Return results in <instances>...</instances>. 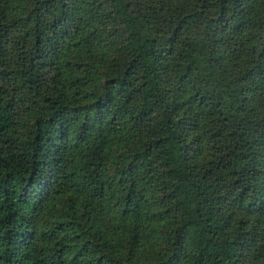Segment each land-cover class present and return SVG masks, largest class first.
<instances>
[{"label": "trees", "instance_id": "16d2710c", "mask_svg": "<svg viewBox=\"0 0 264 264\" xmlns=\"http://www.w3.org/2000/svg\"><path fill=\"white\" fill-rule=\"evenodd\" d=\"M0 264H264V0H0Z\"/></svg>", "mask_w": 264, "mask_h": 264}, {"label": "rangeland", "instance_id": "374dc122", "mask_svg": "<svg viewBox=\"0 0 264 264\" xmlns=\"http://www.w3.org/2000/svg\"><path fill=\"white\" fill-rule=\"evenodd\" d=\"M204 152H207V153L204 154V156H207V155H208V152H209L208 148H206V149L204 150ZM44 217H45V215H44Z\"/></svg>", "mask_w": 264, "mask_h": 264}]
</instances>
